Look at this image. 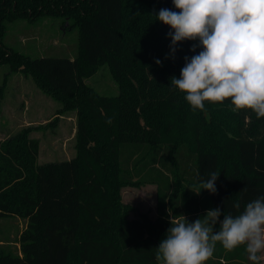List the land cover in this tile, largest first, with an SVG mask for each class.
I'll return each mask as SVG.
<instances>
[{
  "label": "trees",
  "instance_id": "1",
  "mask_svg": "<svg viewBox=\"0 0 264 264\" xmlns=\"http://www.w3.org/2000/svg\"><path fill=\"white\" fill-rule=\"evenodd\" d=\"M162 8L181 11L173 0H0V64L31 74L60 110L77 113L70 159L40 164L32 127L0 143V218L28 220L20 252L0 250V264H162L156 247L172 216L194 222L219 207L223 220L264 196V117L233 111L230 98L193 111L170 77L203 48L193 52L199 40H185L173 53L171 26L155 15ZM44 16L77 29L74 58H32L4 43L7 21ZM104 64L117 95L85 83ZM213 171L220 173L215 194L189 188ZM143 182L158 184L154 219L130 217L122 198L125 186ZM260 263L245 245L227 250L219 242L205 262Z\"/></svg>",
  "mask_w": 264,
  "mask_h": 264
},
{
  "label": "clouds",
  "instance_id": "2",
  "mask_svg": "<svg viewBox=\"0 0 264 264\" xmlns=\"http://www.w3.org/2000/svg\"><path fill=\"white\" fill-rule=\"evenodd\" d=\"M177 9L162 8L157 20L170 25L171 49L179 42L199 40L195 52L185 56L180 77H170V85L184 92L185 99L203 110L205 101L231 100L233 111L251 109L264 117V0H173ZM157 64H162L160 60ZM218 172L198 181L191 188L196 194L208 190L215 194ZM239 209L240 205H235ZM222 210H207L206 215L189 222L185 216L171 217L166 238L156 247L162 264H205L217 242L227 250L245 245L249 259L257 262L264 253V196L233 216ZM219 223V231L215 230Z\"/></svg>",
  "mask_w": 264,
  "mask_h": 264
},
{
  "label": "rangeland",
  "instance_id": "3",
  "mask_svg": "<svg viewBox=\"0 0 264 264\" xmlns=\"http://www.w3.org/2000/svg\"><path fill=\"white\" fill-rule=\"evenodd\" d=\"M69 23V20L63 21L55 16H44L35 21H7L4 43L32 58H74L78 32L76 28L68 27ZM85 83L102 95L114 96L119 93L107 64L85 78ZM60 106L54 96L39 87L31 74L14 71L8 63L0 64V143L23 128L32 127L29 136L40 140V164L74 157L77 113L75 110L62 111ZM141 177H146L144 171L138 176ZM122 198L133 208L130 217L139 218L140 214H146L154 219L158 216L157 183L125 186ZM27 223L28 220L22 217L0 218V250L19 253L20 236Z\"/></svg>",
  "mask_w": 264,
  "mask_h": 264
},
{
  "label": "crops",
  "instance_id": "4",
  "mask_svg": "<svg viewBox=\"0 0 264 264\" xmlns=\"http://www.w3.org/2000/svg\"><path fill=\"white\" fill-rule=\"evenodd\" d=\"M263 259H264V253H261V255H260V260H262V261H261L260 264H264V263H263Z\"/></svg>",
  "mask_w": 264,
  "mask_h": 264
}]
</instances>
